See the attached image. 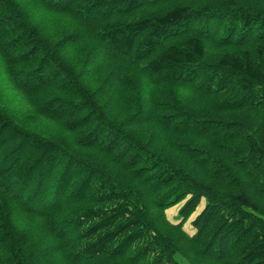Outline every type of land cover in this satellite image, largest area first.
<instances>
[{"label":"trees","instance_id":"1","mask_svg":"<svg viewBox=\"0 0 264 264\" xmlns=\"http://www.w3.org/2000/svg\"><path fill=\"white\" fill-rule=\"evenodd\" d=\"M0 264H264V0H0Z\"/></svg>","mask_w":264,"mask_h":264},{"label":"rangeland","instance_id":"2","mask_svg":"<svg viewBox=\"0 0 264 264\" xmlns=\"http://www.w3.org/2000/svg\"><path fill=\"white\" fill-rule=\"evenodd\" d=\"M37 14L41 15V18L44 21H48L52 24V22L56 25H58L59 27L62 26H66L67 28L70 26L72 29L76 28V23H72L71 17H69L68 14H62V13H58V12H54V11H50L47 8H45L44 6L39 8V10H37ZM77 55L78 58H82V55L77 54V53H72L71 57L73 59V57ZM5 86H7L6 88H4V93H6V101L8 103H10L11 105H13V107L15 106V109H13V113H17L16 111L19 110V108L17 107H25L24 105H22V101L19 97V94H16V92H14L13 90H11L8 84L5 83ZM184 202H181L180 204H177L169 209L166 210V214L167 217L170 219L171 222L174 223H179L182 219L179 217V209L180 207L183 205ZM204 201L198 206L197 210L193 213V215L191 216V218L185 223L184 225V229L191 235H193L195 233V229L194 226L192 224V220L194 217H196L201 209L204 206ZM19 212V213H18ZM16 214H23L21 211H17ZM20 218H22V216L20 215ZM21 223V222H20Z\"/></svg>","mask_w":264,"mask_h":264}]
</instances>
